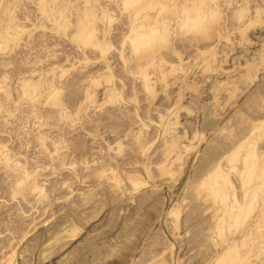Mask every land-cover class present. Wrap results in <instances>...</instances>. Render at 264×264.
I'll list each match as a JSON object with an SVG mask.
<instances>
[{
	"label": "rangeland",
	"instance_id": "374dc122",
	"mask_svg": "<svg viewBox=\"0 0 264 264\" xmlns=\"http://www.w3.org/2000/svg\"><path fill=\"white\" fill-rule=\"evenodd\" d=\"M36 1L17 0V3L13 5L14 13L18 18L28 17L25 20V26L31 33L25 31L23 40L15 52H11L9 47L0 51V86L9 89L11 79L29 66L27 61H30L31 65H35L36 68H46V70L62 64L66 72L63 77L57 79L59 91L62 92L59 96L66 103L65 107L73 111L82 100V88L86 80L89 78H97L99 81L105 79L101 78L105 74L103 59H100L97 52H92L94 49L92 46L81 47L75 39L70 40L71 37H67L73 31V26L59 29L60 31L55 30L52 22L47 21V15L39 11ZM65 2L68 3V0H64L61 4L64 9L67 7V13L72 21L75 19L76 10L70 3L64 6ZM104 2L109 4L112 11L111 21L106 25L110 26V36L113 40L108 39L111 45L106 57L113 58L115 80L112 84L118 90L122 85H125L124 96L117 97L119 100L115 98V102L107 104L103 109L92 106L89 110L83 111L84 117L75 123L77 130L72 133H69V125L65 122L57 121L52 127L42 128L45 130L43 134L56 137L60 145H69L72 141H76L78 146L75 151L65 149L66 146L63 148V152L69 156L65 166L50 165V161L46 157L47 153H42L41 147L35 141L37 134L40 133L36 129V125L34 126L36 120L31 118L23 121L21 118L9 117V112H5V115L0 114V116L2 115L0 117V140L7 145V148L18 154L22 162H27L31 169L39 170L40 180L47 194L44 202L34 201L30 196L28 199L31 200V203L23 199V194L18 193L15 196L10 183L12 178L8 176L6 169L0 168V243L2 244L0 247L7 246L2 249L0 255L3 253L9 255L11 264H132L134 260L142 264L153 254H158L165 249L164 257L167 260L171 261V252L174 258H180L181 262L176 264H204L207 255L213 253L211 242H208L206 237L209 232H204L207 215L203 214L202 206H195L194 199H186L192 195V190H188L186 185L193 183L195 171L207 154L209 156L218 146H229L230 141L240 137L250 120L258 119L264 113V103H262V99H259L262 96L264 100V73L259 74V72V77L254 83L246 79L241 80L239 85L243 87L242 92H238L233 99L222 96L221 99H218L220 106H214L212 103L216 100L213 99L212 86L217 83L216 81L224 80L226 74L217 73L215 74L217 76L207 77V82L202 84L204 77L194 74L197 72V69L193 67L196 46L192 47L189 42H193V39L201 40L203 33L200 32L199 35V32L195 30H183L186 35L184 32L182 35L181 32L179 33L180 37L178 33L176 34L178 30L173 27L171 32L174 34H170L172 38L169 37L171 40L169 44L177 42L175 46H177L178 55L181 57H177L176 54L175 56L174 53L171 55L167 53L168 60L172 61L177 69L168 78L169 86L162 89L165 91H158L157 97L151 101L140 89L139 77L137 74V76L133 74L135 70L131 69L128 72L119 59L120 50L129 47L127 42L124 44L128 10L122 8V5L114 8L109 0H104ZM219 2L223 4V6L221 4V17L224 16V19L221 18L224 23L222 32L227 33L223 34V40L219 43V47L217 46L216 51L219 57L228 55L226 63L224 65L221 63L223 65L221 68H225L226 71L229 69L231 75H235L239 70L238 67L248 59L253 61V64L261 62L260 53L263 51L260 46L264 45L262 44L264 43V23H260L258 26L256 24L248 31L249 38L253 40L252 43L238 44L239 37L233 31L236 28L235 12L240 3L247 2L250 14L256 7H264V0H219ZM228 4L231 5L227 6ZM70 7L71 9H68ZM225 24L229 27L226 31L224 30ZM101 25L103 24L99 23L98 26ZM191 31L195 32V35L190 34ZM66 34L68 35L65 37ZM214 40L215 37L209 41H201L199 44L200 46L210 45ZM169 44L165 46L166 49L163 48L164 45L161 47L163 48L162 52L168 51ZM83 49L88 52H83ZM13 55L17 56L13 59L14 63L10 64ZM183 67L190 68L189 84L198 81L199 87L207 89L209 92L203 96L202 93H199L201 95L199 96L192 89H185L182 104L190 107L197 117H189L185 112H182L179 122L180 125H183L182 128L186 127L189 131H192L196 124L199 125V132L205 134L207 141L204 140L198 145L199 148L192 151L191 161L193 162H189L183 174L181 173L182 176L179 175L177 178L178 175H176L173 180V177L160 176L157 163L162 159L163 142L162 139L156 141L153 138L149 142L152 146L145 155L150 164L148 166L151 167L150 175L146 171L140 173V178L144 182L142 184L139 180V185L141 184L139 190L134 195L128 192L123 194L110 188L106 183L105 186L108 188L106 187L107 190L104 194L103 188L94 187L93 183H90L92 179L89 178V175L93 168L90 167L91 163L89 165L85 161L92 157L97 148L106 149V140L112 142V138L117 133H126L130 129L128 122L130 119L123 112H128L133 116L138 113L142 121L150 128H144V133L151 132L152 134H150L154 136L158 115L156 108L162 111L166 110L176 100V91L180 86L172 83L175 78L182 75L181 68ZM60 73L62 74V72ZM3 76L6 77L4 82ZM135 83L137 86L133 91ZM3 91L0 89V98ZM98 91L102 92L103 89ZM134 96H136V100H134ZM49 106L46 105L45 108L39 109V112L50 111ZM24 107L27 110L30 109L27 104ZM100 113L110 119H105L100 123L101 125L95 127ZM112 114L114 117H111ZM88 120H94V122L89 123ZM24 122L27 125L25 127L26 134L18 129L24 125ZM81 123H85L84 126L87 127L79 128ZM182 128L177 131L182 132ZM11 131H18L22 141L10 140ZM87 132H95L100 135L99 146H92L93 141L86 134ZM129 143L125 142L126 145L123 146L126 147L124 158L116 157L114 150H111L112 152L109 154L104 150L106 151L104 158L111 159L110 162H113L111 168L122 176L125 174V169L128 171L133 169L132 162L142 160L141 152L137 154L130 152ZM122 164L124 165L121 166ZM134 169L136 168L134 167ZM122 178L125 179V177ZM177 200L182 219V226L178 231L172 225L174 216L170 214L172 204ZM8 228L9 230H7Z\"/></svg>",
	"mask_w": 264,
	"mask_h": 264
},
{
	"label": "bare ground",
	"instance_id": "6f19581e",
	"mask_svg": "<svg viewBox=\"0 0 264 264\" xmlns=\"http://www.w3.org/2000/svg\"><path fill=\"white\" fill-rule=\"evenodd\" d=\"M13 1L15 0H0V51L9 47L11 52H15L23 40L25 31L29 32V34L31 33L25 26V20L28 17L18 18L15 15L13 5L17 3V0L14 3ZM61 1L37 0L36 2L38 3L39 11L47 15V21L52 22L55 30L73 26V31L70 34L68 33L69 35L66 34L65 37L68 35L67 37H71L70 40L75 39L81 47L92 46L94 48L92 52H97L100 55V59H103L105 74L101 78L105 79L102 81L97 78L87 79L82 88L83 97L81 102L75 110L70 111L65 107L66 103L59 96L62 92L59 91L57 79L63 77L66 72L62 64L46 70V68H36L35 65H31L30 61H27L29 66L24 71L18 72L16 77L11 79L9 89L7 87L4 89V86H0V89L4 90L0 98V114L3 113L5 115V112H9V117L21 118L23 121L31 118L36 120L34 126L36 125V129L40 133L37 134L35 141L41 147L42 153H47L46 157L50 161V165L65 166L69 156L63 152V148L66 146L65 149L75 151L78 146L76 141H72L69 145H60L56 137H49V135L43 134L45 130H42V128L52 127L54 122L58 121L68 123L69 133L76 131L75 123L84 117L83 111L89 110L92 106L103 109L107 104L113 103L115 98L123 97L125 85H122L118 90L112 84L115 80L113 58L106 57L111 45L108 39L111 38L113 40L110 36V26L107 27L106 25L112 18V11L109 4L106 3L107 1L68 0V3L76 10L75 19H72V21H70L67 13V7L64 9L63 4H61L64 0ZM109 1L114 8L122 5V8L126 11L128 10L127 22L125 23L127 30L125 31L127 33L123 34L125 35L124 44L127 42L126 44L129 47H124L120 50V53H118L119 59L128 72L131 69L135 70L133 74L139 77L140 89L151 101L157 97L158 91L160 92V90L169 86L168 78L177 69L176 65L167 58V53L168 55H171V53H174V55L179 54L177 46H175L177 42L169 44L171 41L169 37H171L170 34L173 33L171 31L174 28L178 30V32L174 31L176 34L182 32L181 34L183 35L184 32L186 35V30H195L199 32V35L201 34L200 32L203 33L201 40L193 39V42H189L192 47L196 46L193 67L197 69V72L194 74H200L199 77H204L202 84L207 82V77L214 76L217 73L226 74L224 80L216 81L217 83L212 86L211 92L214 101L216 100V102L212 103L214 106H220L218 99H221L222 96L227 99H233L238 92H242L243 87L239 85L241 80L246 79L254 83V81H257L259 74L264 73V45H261L262 48L260 46L261 51H263L260 53V60L262 59L260 63H255V60V64H253V61L251 62L248 59L238 67L239 70L235 75H231L232 73L228 71L229 69L226 71L225 68H221L226 63V56L228 55L219 57L216 51L218 49L217 46L223 40L222 37L227 33L225 32L224 34L222 32L224 23L221 18L224 19V16L221 17V7L223 4L219 0ZM68 3L65 2L64 6H67ZM230 5L228 4L227 6ZM248 7L247 2L240 3L235 12L236 28L233 31L239 37L240 41L238 44L252 43L253 40L249 38L248 31L256 24L258 26V24L264 23V7H256L250 14ZM68 9H71V7ZM99 23L103 25L98 26ZM228 28L226 25L224 30L226 31ZM181 34H179L180 37ZM190 34L195 35V32ZM214 37L215 40L210 45L200 46L199 42L209 41ZM167 42L170 45L168 51L162 52L163 48L166 45L168 46V44H165ZM25 46L29 47L28 45ZM162 46L163 48H161ZM85 50L83 49L82 51L88 52ZM16 56L13 55L11 57L10 64L14 63L13 59ZM177 57L180 58L181 56L178 55ZM181 70L183 71L182 75L175 78L172 83L180 86L176 91L177 95L176 100L172 104L173 106L171 105L163 111L156 108L158 115L156 114L157 121L155 124L157 128L154 130L156 133L154 136L151 135V132L144 133L143 130L148 127V124L142 121L138 113L133 116L129 115L128 112H123L130 119L128 121L130 129L126 133H117L112 138V142L106 140V149L103 147L97 148L93 152L92 157L85 161L89 165L91 163L90 167L93 168L89 175V178L92 179L90 183H93L94 187L103 188L102 192L104 194L107 190L106 183L109 184L110 188L123 194L128 192L134 195L139 190L141 185H139V180H141L142 184L144 182L140 178V173L146 171L150 175L151 167L148 166L150 164L145 155L152 146L149 142L153 138L156 141L162 139L163 142L162 159L157 163L160 176L173 177V180L176 175H178V178L181 173L183 174L192 159V151L199 148L198 145L206 140L205 134L199 132V125L196 124L192 131H189L186 127L182 128L181 126L183 125H180L179 118L182 112H185L189 117H197V114L190 107L182 104V100L185 97V89L190 88L198 93L199 96H201L199 93H202L203 96V94L209 92L207 89H201L198 81L192 84L188 83L190 68L183 67ZM4 78L6 77H2L3 82ZM199 82L201 83V81ZM136 86L135 83L133 91L136 90ZM101 89H103L102 92L98 91ZM259 99H262V103H264L262 96ZM134 100H136V96H134ZM26 104L30 106L28 107L30 109H25L24 105ZM46 105H50V111L39 112V109L45 108ZM111 117H114V115L112 114ZM105 119L109 120L110 117L100 113L95 127L101 125L100 123ZM88 121L89 123L94 122V120ZM243 121L245 122L246 120ZM25 123L22 127H18L24 134H26L25 127H27ZM84 124L81 123L79 128H86L87 126H84ZM179 128H182V132L177 131ZM86 134L93 141V147L99 146L100 135L98 133L87 132ZM9 135L10 140L22 139V137L19 138L20 134L18 131H11ZM127 141L130 142L128 144L130 152L132 151V153L136 154L141 152V155H139L142 160L139 159L132 162V166L136 169L134 167L130 171L125 169V174L122 176L115 173L116 170L111 168L113 162H110L111 159L104 158V152L107 151L109 154L112 152L111 150H114L116 157L122 156L124 158L126 147L123 146L126 145L125 142ZM230 142L229 146H218L209 156L207 154V157L203 159L202 163H199L198 169L195 171L193 183L186 185L188 190H192V195H189L186 199H194L196 201L195 206H202L203 214L207 215L204 232H209H206L208 233L206 237L208 242H211L213 253L207 255L204 264H264V113L260 118L253 121L250 120L240 137ZM22 143L24 145V142ZM0 168L6 169L8 176L12 178L10 183L15 196L18 193L23 194V199L27 200L28 203H31V200L28 199L30 196H32L34 201L44 202L46 200L47 194L44 185L41 183L39 170L31 169L27 162H22L18 154L7 148V145L3 144L2 140H0ZM122 177H125V179ZM183 201L181 202L182 204ZM172 206L170 211V214L174 216L172 225L178 231L182 226L179 201L177 200ZM6 247H0V253ZM164 251L153 254L152 257L142 264H176L181 262L180 258H174L172 252L171 261L167 260L164 257ZM0 256V264H11L9 255L3 253ZM132 264H141V262L134 260Z\"/></svg>",
	"mask_w": 264,
	"mask_h": 264
}]
</instances>
